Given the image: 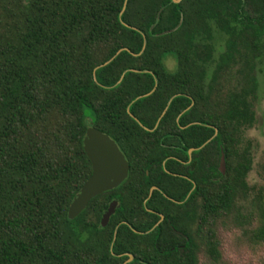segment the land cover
<instances>
[{"label": "trees", "instance_id": "1", "mask_svg": "<svg viewBox=\"0 0 264 264\" xmlns=\"http://www.w3.org/2000/svg\"><path fill=\"white\" fill-rule=\"evenodd\" d=\"M190 1L126 0L122 9L123 0H0V264H122L126 254L125 264H197L200 245L218 257L214 223L247 189L250 155L239 143L254 122V95L229 92L221 114L205 103L190 43L197 26L181 37ZM232 4L233 18L264 31V14L254 26L242 1ZM245 67L250 79L251 62ZM87 117L128 169L68 218L90 173L81 146ZM171 154L190 158L180 164ZM173 166L192 182L167 173ZM111 200L114 211L100 226ZM259 215L253 235L264 240L262 209Z\"/></svg>", "mask_w": 264, "mask_h": 264}, {"label": "rangeland", "instance_id": "2", "mask_svg": "<svg viewBox=\"0 0 264 264\" xmlns=\"http://www.w3.org/2000/svg\"><path fill=\"white\" fill-rule=\"evenodd\" d=\"M241 1L247 15L264 13V0ZM191 2H185L187 25L182 32L185 37H181L185 39L190 27L197 26L189 41L195 47L200 46V49L194 47L192 53L196 65L200 66L198 80L205 103L213 112L221 114L229 92L250 89L254 95V122L242 131L239 143L241 148L247 146L250 155L245 176L247 189L244 196L235 198L229 212L214 223L218 257L211 259L200 245L196 249V261L197 264H264V240L253 235L260 223L259 213L261 209L264 211V32L252 33L246 21L233 18L236 12L233 0H193L192 6ZM4 22L9 24L11 20L6 17ZM249 62L250 79L244 75ZM162 63L166 71H174L171 54H165ZM221 153L216 168L223 174L225 164L224 157L223 166L219 163Z\"/></svg>", "mask_w": 264, "mask_h": 264}, {"label": "water", "instance_id": "3", "mask_svg": "<svg viewBox=\"0 0 264 264\" xmlns=\"http://www.w3.org/2000/svg\"><path fill=\"white\" fill-rule=\"evenodd\" d=\"M125 1L126 0H123L122 9L124 7ZM172 1L178 2V0ZM120 50L122 49H118L114 53V55H116ZM112 57L107 59L105 62L95 66L93 70L109 62ZM122 74L123 72L121 73L119 79L121 78ZM92 76L94 78V74H92ZM169 100L167 101V104ZM165 108L166 106L163 108L162 112L158 116L155 125L159 117L163 114ZM84 126L85 130L81 139V146L87 160L90 163V173L69 201V204L66 209V214L68 218H72L80 210H82L88 200L94 195L117 186L125 178L127 173V162L123 158V155L120 153L113 140H111L106 134L93 128L91 120L88 117L84 121ZM193 149L195 148H189L188 152ZM219 163L223 166L222 153L220 155ZM153 188L154 187H150L149 193ZM115 205V200H112L108 203L106 209L100 216V226H104L106 224L109 215L113 212L115 208ZM159 217L160 219L162 218L161 215ZM131 258L132 256L128 254V259L125 260V262L131 260ZM125 262H123V264Z\"/></svg>", "mask_w": 264, "mask_h": 264}, {"label": "flooded vegetation", "instance_id": "4", "mask_svg": "<svg viewBox=\"0 0 264 264\" xmlns=\"http://www.w3.org/2000/svg\"><path fill=\"white\" fill-rule=\"evenodd\" d=\"M264 14V13H263ZM259 16H261V14L260 15H256V16H250L251 18H252V23H253V25L255 26L256 25V21L254 20L255 18H257V17H259ZM259 20V22L260 23H262L263 25H264V17L263 18H260V19H258ZM252 31V30H251ZM264 32V31H263ZM253 33H255V31L253 32ZM260 33H262V32H260ZM255 39V38H254ZM125 111H126V113L132 118V120H134L139 126H141L144 130H148V131H151L152 129H153V127L152 128H148V127H145L144 125H142L131 113H129V111L127 110V107H125ZM192 122H190L189 124H191ZM91 124H92V122H91ZM92 126H93V124H92ZM153 126H155V123H154V125ZM93 128H95V129H97V130H99L98 128H96L95 126H93ZM85 130V129H84ZM100 131V130H99ZM101 132V131H100ZM103 133V132H102ZM105 134V133H104ZM107 135V134H106ZM108 136V135H107ZM109 137V136H108ZM110 138V137H109ZM111 139V138H110ZM112 140V139H111ZM114 142V141H113ZM115 143V142H114ZM116 145V144H115ZM117 146V145H116ZM168 147L169 148H171L172 149V151L174 152L175 151V149L177 148V146H176V144L174 143V141L172 140V142L171 143H169L168 144ZM118 148V147H117ZM179 149H181V147L179 146L178 147ZM190 148H195V147H190ZM189 149V148H188ZM188 149H187V153L189 154L190 152H192L193 150H191L190 152H188ZM118 150H119V148H118ZM120 151V150H119ZM120 153H121V151H120ZM122 154V153H121ZM123 155V154H122ZM190 156V155H189ZM188 156V160H189V157ZM168 158H171V159H174V160H177L178 162H180V164H185L186 162H188V160L187 161H183L182 159H180V158H177L175 155H169V156H167ZM123 158H124V156H123ZM125 159V158H124ZM126 160V159H125ZM89 162V161H88ZM127 162V161H126ZM89 165H90V163H89ZM127 165H128V163H127ZM163 168V167H162ZM127 169H128V167H127ZM174 169H181V167H176V166H173L172 167V170L171 171H166L167 173H170L171 175H173V176H179V177H181V178H185V179H187V180H189V181H191L192 182V180H191V178L190 177H188L185 173H176L175 171H174ZM164 170V169H163ZM189 170L190 169H187V170H185L184 169V171L187 173V172H189ZM127 174V173H126ZM200 176H202L203 175V172H201L200 174H199ZM126 177V176H125ZM151 187H154V189L156 188L155 186H151ZM112 201V200H111ZM116 201V200H115ZM108 205V204H107Z\"/></svg>", "mask_w": 264, "mask_h": 264}]
</instances>
